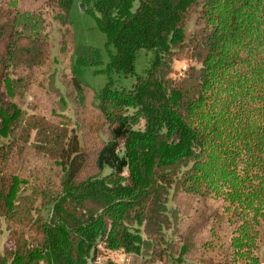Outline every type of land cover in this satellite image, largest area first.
<instances>
[{
	"label": "trees",
	"instance_id": "16d2710c",
	"mask_svg": "<svg viewBox=\"0 0 264 264\" xmlns=\"http://www.w3.org/2000/svg\"><path fill=\"white\" fill-rule=\"evenodd\" d=\"M99 256L264 264V0H0V264Z\"/></svg>",
	"mask_w": 264,
	"mask_h": 264
},
{
	"label": "rangeland",
	"instance_id": "374dc122",
	"mask_svg": "<svg viewBox=\"0 0 264 264\" xmlns=\"http://www.w3.org/2000/svg\"><path fill=\"white\" fill-rule=\"evenodd\" d=\"M73 18L75 22V30H76V42L77 43H85L97 46L99 48L105 47L106 37L104 33H102L98 29H93L92 27L95 25V20L91 15L86 14L83 11V8L80 7L78 4L73 12ZM192 28H190L191 30ZM144 54H140L141 57ZM189 60L184 56H178L176 60V76L179 77L183 74L184 70L186 69L187 65L189 64ZM136 71H142L141 66H139L138 62L136 63ZM115 79L119 80V83L122 86L130 87L133 82L134 78H125V77H118V75H114ZM82 78L94 87H100L106 81V75L104 74H95L93 70L87 69L83 70ZM34 93V91H32ZM48 104L46 100V105ZM102 262L105 260L104 256H99ZM112 258H119L124 259L122 253H117L112 256Z\"/></svg>",
	"mask_w": 264,
	"mask_h": 264
},
{
	"label": "built area",
	"instance_id": "2783aa9c",
	"mask_svg": "<svg viewBox=\"0 0 264 264\" xmlns=\"http://www.w3.org/2000/svg\"><path fill=\"white\" fill-rule=\"evenodd\" d=\"M102 260L100 259V257L96 258L94 261V264H102Z\"/></svg>",
	"mask_w": 264,
	"mask_h": 264
}]
</instances>
